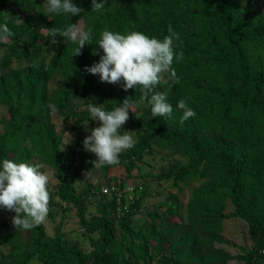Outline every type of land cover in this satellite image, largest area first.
Segmentation results:
<instances>
[{
  "label": "rangeland",
  "instance_id": "obj_1",
  "mask_svg": "<svg viewBox=\"0 0 264 264\" xmlns=\"http://www.w3.org/2000/svg\"><path fill=\"white\" fill-rule=\"evenodd\" d=\"M156 2L151 5L150 23L139 32L157 37L156 29L162 22L178 20L174 32L179 40L174 46L177 53L183 52V59L174 60L173 67L179 82L173 83L165 74L155 86L156 91L166 94L173 116L152 117L158 133L147 150L138 154L125 150L117 164L100 167H93L96 157L82 145L90 134L86 129L98 126V122L90 116L77 122L62 110L53 112L48 107L55 105L60 88H69V102L76 111H88L89 103L101 104L95 96L74 94L79 85L76 43L59 36L55 38L57 43H51L50 37L45 39L46 27L41 29L37 56L8 57L11 45L19 49L27 46L24 35L17 34L21 25L38 15L48 22L56 14L47 11L44 0L7 2L0 24H7L12 35L0 39V137L10 139L0 148V163L10 159L43 166L41 170L50 176L51 198L48 217L41 224L42 239L77 247L82 264H90L96 256L99 233H88L80 227L75 206L59 198L50 138L70 164L71 188L84 198L86 217L97 214L98 204L110 210L112 241L108 250L117 264H240L253 241L247 221L234 214L233 187L242 191L257 221H264V108L260 104L264 101V51L257 47L247 51L250 74L260 78L259 93L253 97L252 82L243 80L241 71L231 64L232 52L221 18H208L200 0ZM244 2L232 0L237 14ZM73 3L84 10L75 23L90 29L94 36V43L86 51V67H90L103 55L95 44L99 34L104 30L126 34L134 23L124 30L98 23L97 17L111 10L115 0H105V7L95 12L91 11L90 0ZM253 3L264 9V0ZM148 5L150 0H134L139 20ZM57 23L58 28H66L72 21L68 14H60ZM88 75L99 80L98 75ZM230 83L246 92L251 103L243 104L239 99L224 112L220 101ZM103 84L109 89L117 86ZM135 90L138 96L131 101L132 111H150L140 99L139 87ZM181 99L196 112L183 123L182 111L177 108ZM20 113L22 121H30L22 134L16 121ZM121 131L134 132L136 141L142 135L128 122ZM65 132L72 137L70 143ZM124 206L128 211L119 215ZM13 215L0 208V223L6 228L0 232V264H43L32 253L33 232L15 230ZM258 262L264 264V247ZM56 264L77 262L65 259Z\"/></svg>",
  "mask_w": 264,
  "mask_h": 264
},
{
  "label": "trees",
  "instance_id": "obj_2",
  "mask_svg": "<svg viewBox=\"0 0 264 264\" xmlns=\"http://www.w3.org/2000/svg\"><path fill=\"white\" fill-rule=\"evenodd\" d=\"M9 0H0V23L2 13L5 10L6 4ZM157 0H150V5L146 6L143 10L142 21L138 19L137 12L134 7V0H115L114 7L102 13L97 17L100 25L113 27L116 30H124L131 23H134L131 31H139L143 25H147L152 18L151 5L157 3ZM207 11L208 18H221L223 33L229 49L232 52L230 59L231 64L235 65L242 73V78L245 81H250L254 87V95L259 93L260 78L252 76L246 63L247 51L250 48L257 47L264 51V9L257 8L253 0H245L242 5V11L237 14L236 9L233 8L232 0H200ZM158 4V3H157ZM82 16L80 13L77 16H70L72 23ZM59 15L53 20L45 21L39 15L33 17L24 25L17 29V34L24 35L26 39V47L19 49L15 45H11L8 49L7 56L11 55H24V56H37L40 51L41 43L40 38L43 33V28H58ZM171 25L173 30L178 25L177 19L162 22L157 31L158 39H163L168 34V26ZM47 35L45 39H48ZM91 44H86L81 50L80 54L76 55L77 63L76 80L78 87L74 92L76 97H84L86 95L95 96L106 110H112L115 106H119L125 97H131L132 100L137 98L138 92L135 89H129L125 92L121 86L117 85L114 88H107L100 80L92 78L84 69L86 68V51L94 43V36L92 35ZM78 45L75 46V52ZM69 88H60L54 100L56 109L62 110L68 115L75 118L77 122L82 121L90 116L88 111L79 112L73 109L68 98ZM44 96V91L42 93ZM241 100L243 104H250L246 92L237 90L233 83H230L226 92L221 98L220 104L224 112H227L231 106L237 101ZM131 100V101H132ZM264 108V101L260 103ZM21 113L17 116V127L21 130L20 134L24 131V127L30 124V121H22ZM131 126H134L142 132V135L136 141L130 153L138 154L147 150L152 143V138L155 133H158V128L151 117L149 109L142 111L140 114L129 112V119L127 121ZM45 127H43L44 129ZM18 131V130H17ZM48 133L47 129H44ZM8 137H0V148L4 147ZM49 149L52 152L51 163L55 171V176L59 182L58 196L62 201L72 203L75 206L76 215L80 227L86 232H98L99 237L97 241V254L92 259L90 264H117L108 250V246L112 241V231L110 225V210L108 207L98 204L96 207L97 214L86 217V202L84 198L76 194L71 188L69 177L70 164L67 158L53 143L52 139L48 141ZM1 159V157H0ZM245 164L244 171L248 170ZM232 201L234 203V214L244 219L248 223V233L250 239L253 241V246L244 251L242 254V263L240 264H259L258 258L260 257L264 247V221L260 223L251 212L248 202L244 197L241 190L233 187L231 190ZM123 225V222H121ZM6 228L0 223V232H5ZM29 231L33 232L32 247L33 252L37 254L38 258L43 264H56L58 261L69 259L82 264L81 253L75 246H66L64 243L48 242L42 239V227L36 226ZM29 255H32L31 252Z\"/></svg>",
  "mask_w": 264,
  "mask_h": 264
},
{
  "label": "clouds",
  "instance_id": "obj_3",
  "mask_svg": "<svg viewBox=\"0 0 264 264\" xmlns=\"http://www.w3.org/2000/svg\"><path fill=\"white\" fill-rule=\"evenodd\" d=\"M91 11H99L105 7V0H90ZM49 13L77 16L84 10L73 3V0H44ZM50 42L57 43L56 37H62L78 45L75 55L91 44V30H85L77 23H70L66 28L51 27L45 29ZM168 34L163 39L149 37L139 31L126 34L104 30L99 34L96 45L102 50L98 62L84 70L92 75H98L102 83L119 85L127 92L139 87L141 101L150 107L151 117L172 118L173 108L163 92L155 90L164 75L167 74L173 83H178L180 77L173 67L174 60L183 59V52L177 53L175 42L179 34L168 26ZM12 35L7 24H0V39ZM55 54V53H54ZM131 97H125L119 106L106 110L102 104L89 103L87 110L92 121L98 126L86 129L90 132L82 141L83 149L94 154L93 167L115 165L119 155L135 146L136 140L130 131H121L129 119L133 104ZM48 107L55 112L56 106ZM177 108L182 111L180 122L183 123L196 116V112L181 99ZM65 134L69 137L70 134ZM67 143V144H68ZM40 164L17 163L4 159L0 163V208L14 213L11 217L13 228L30 230L44 223L49 214L51 194L48 191L50 176L42 171Z\"/></svg>",
  "mask_w": 264,
  "mask_h": 264
},
{
  "label": "built area",
  "instance_id": "obj_4",
  "mask_svg": "<svg viewBox=\"0 0 264 264\" xmlns=\"http://www.w3.org/2000/svg\"><path fill=\"white\" fill-rule=\"evenodd\" d=\"M116 190H117V188H116ZM103 192H104V193L107 192V189L104 188V189H103ZM118 198H119V197H118ZM118 200H119V199H118ZM124 211H125V212L128 211V208L125 207V206H124L123 208L120 209V211H119V215H123Z\"/></svg>",
  "mask_w": 264,
  "mask_h": 264
}]
</instances>
